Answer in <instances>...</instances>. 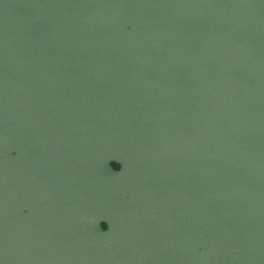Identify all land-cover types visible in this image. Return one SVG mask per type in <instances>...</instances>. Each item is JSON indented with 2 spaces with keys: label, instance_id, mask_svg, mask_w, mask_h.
Returning <instances> with one entry per match:
<instances>
[{
  "label": "water",
  "instance_id": "95a60500",
  "mask_svg": "<svg viewBox=\"0 0 264 264\" xmlns=\"http://www.w3.org/2000/svg\"><path fill=\"white\" fill-rule=\"evenodd\" d=\"M0 264H264V0H0Z\"/></svg>",
  "mask_w": 264,
  "mask_h": 264
},
{
  "label": "clouds",
  "instance_id": "9594fccd",
  "mask_svg": "<svg viewBox=\"0 0 264 264\" xmlns=\"http://www.w3.org/2000/svg\"><path fill=\"white\" fill-rule=\"evenodd\" d=\"M113 164H114V163H113ZM113 164H112V167L115 168V169H117V170H119V169L122 167V165L119 164V167L117 168V167H114ZM108 227H109L108 224L105 223V224H104V229H105V230H108Z\"/></svg>",
  "mask_w": 264,
  "mask_h": 264
}]
</instances>
